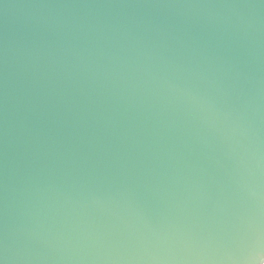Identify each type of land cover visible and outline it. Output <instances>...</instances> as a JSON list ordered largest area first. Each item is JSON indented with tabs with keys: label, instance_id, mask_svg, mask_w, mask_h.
<instances>
[{
	"label": "water",
	"instance_id": "water-1",
	"mask_svg": "<svg viewBox=\"0 0 264 264\" xmlns=\"http://www.w3.org/2000/svg\"><path fill=\"white\" fill-rule=\"evenodd\" d=\"M0 264H264V0H0Z\"/></svg>",
	"mask_w": 264,
	"mask_h": 264
}]
</instances>
